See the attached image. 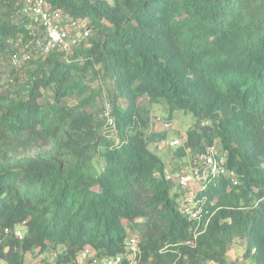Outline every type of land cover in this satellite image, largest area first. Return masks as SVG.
I'll return each instance as SVG.
<instances>
[{
    "label": "trees",
    "instance_id": "obj_1",
    "mask_svg": "<svg viewBox=\"0 0 264 264\" xmlns=\"http://www.w3.org/2000/svg\"><path fill=\"white\" fill-rule=\"evenodd\" d=\"M26 1L0 0V264L124 254L134 226L144 264H235L239 240L264 264V0H47L89 35L13 68L43 36ZM160 101L196 119L174 158L227 154L193 193L200 220L151 149Z\"/></svg>",
    "mask_w": 264,
    "mask_h": 264
},
{
    "label": "built area",
    "instance_id": "obj_2",
    "mask_svg": "<svg viewBox=\"0 0 264 264\" xmlns=\"http://www.w3.org/2000/svg\"><path fill=\"white\" fill-rule=\"evenodd\" d=\"M22 12L31 16L34 21L43 29V36L36 41L34 50L22 52L13 56L9 65L13 68H20L25 63L38 57H46L52 53L68 52L77 42L81 41V36L87 37L89 33L81 30L82 25L76 21H71V27L78 31L79 38L71 41L69 30L65 27V19L63 13L54 10L47 0H27L24 4ZM103 117L107 123L114 126V120L111 116V107L107 105ZM167 142L159 144L160 148L167 146ZM183 145L180 140H175L169 146ZM227 154L221 153L216 147H210L208 151L199 157L189 160L185 167L177 173V185L180 189L189 191V196L180 198V206L183 213L192 220H200L202 213L201 203L195 201L193 193L202 185L205 189L208 181L220 179L228 174L227 170ZM234 177V173H230ZM235 179L232 178V181ZM191 188V189H190ZM26 223L15 229V234L19 238H23V233L19 228L25 227ZM75 264H144L142 261L141 238L137 235H128L126 239V250L124 254L112 257H100L94 249L85 248L77 257Z\"/></svg>",
    "mask_w": 264,
    "mask_h": 264
},
{
    "label": "rangeland",
    "instance_id": "obj_3",
    "mask_svg": "<svg viewBox=\"0 0 264 264\" xmlns=\"http://www.w3.org/2000/svg\"><path fill=\"white\" fill-rule=\"evenodd\" d=\"M63 16L65 19L64 25L69 30L71 41H74L75 38L80 37V34L78 31L74 30L71 27V20H69L70 18H68L65 14H63ZM9 71L10 68H5L6 75L9 74ZM150 110L152 112V119L149 130L155 133H166V138L154 144L151 149L163 159L165 163V175L167 178H170L172 175V170L178 169L179 171H181V169L185 167L190 160V156L183 158H174L173 152L178 148V146H169V144L175 140L184 142L187 136V132L196 127V119L189 113L185 114L183 112H175L173 114V118L171 120H168L167 104L165 101H160L152 104L150 106ZM165 142H167L168 145L160 148L159 144ZM172 180L177 182V174L172 175ZM177 192L178 198H183L186 193H189V191L186 192L183 189H179ZM186 196H189V194H187ZM19 229L23 233L26 231L23 227H20ZM128 232V234L130 235L137 234L136 226L130 228ZM244 251L245 243L240 240L237 241V243L233 245L227 256V262L235 264H252L249 260H244ZM56 258L57 255L55 253H39V251H36L33 254L27 255L26 264H56Z\"/></svg>",
    "mask_w": 264,
    "mask_h": 264
}]
</instances>
